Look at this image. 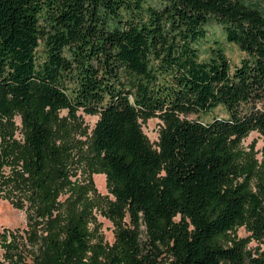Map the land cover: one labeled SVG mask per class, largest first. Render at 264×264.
<instances>
[{
    "label": "trees",
    "instance_id": "trees-1",
    "mask_svg": "<svg viewBox=\"0 0 264 264\" xmlns=\"http://www.w3.org/2000/svg\"><path fill=\"white\" fill-rule=\"evenodd\" d=\"M251 1L264 5L0 0V167L19 175L21 161L39 215L54 210L52 182L63 173L59 112L81 110L98 116L91 147L120 221L105 264H159L163 254L169 264H264V250L233 235L246 225L264 240V165L240 147L250 132L264 134V13ZM214 23L245 53L233 69L219 49L199 57ZM217 107L224 117L201 120ZM17 114L23 143L13 138ZM151 117L163 123L157 149L139 122ZM91 236L82 212L61 236L49 231L53 264L85 254Z\"/></svg>",
    "mask_w": 264,
    "mask_h": 264
},
{
    "label": "rangeland",
    "instance_id": "rangeland-1",
    "mask_svg": "<svg viewBox=\"0 0 264 264\" xmlns=\"http://www.w3.org/2000/svg\"><path fill=\"white\" fill-rule=\"evenodd\" d=\"M159 2L160 0H147L148 5L158 6ZM252 3L264 13L263 4ZM196 46L200 59L204 61L210 60L214 49H219L229 60L231 69L245 57V53L237 45L226 40L222 27L215 23L206 27L205 36ZM43 51L44 45L41 42L37 49L40 60L44 58ZM58 116L60 121L55 126V137L64 149L60 161L63 173L52 182L57 187L58 194L56 206L51 213L39 215L41 205L32 203L29 199L27 184L22 177L21 161L15 166V170L20 171L19 175L13 173L11 166L0 167V264H53L55 257L46 244L49 231L56 230L61 236L67 223L74 220L80 212L84 213L92 236L86 253L69 260L68 264H105L113 250L117 224L120 221L109 211L114 197L109 191L105 174L100 171L99 159L91 147L92 130L98 116L79 110L72 119L64 109ZM224 116V109L217 107L201 115V120L209 121L213 117ZM12 121L13 138L23 143L20 115H15ZM139 122L149 143L157 149L163 123L155 117L139 119ZM240 147L247 153V160L253 159L258 166L264 165V134L250 132L242 139ZM250 183L253 187V180ZM121 225L130 227L128 217L121 220ZM141 230L143 232L144 227ZM233 235L236 239L246 240V248L253 252L264 250V240H254L246 225L238 227ZM159 264H169V257L163 254Z\"/></svg>",
    "mask_w": 264,
    "mask_h": 264
}]
</instances>
